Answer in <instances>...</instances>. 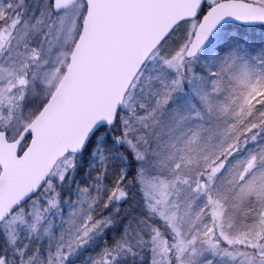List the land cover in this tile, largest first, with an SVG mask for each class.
Returning a JSON list of instances; mask_svg holds the SVG:
<instances>
[{"label":"snow or ice","instance_id":"obj_1","mask_svg":"<svg viewBox=\"0 0 264 264\" xmlns=\"http://www.w3.org/2000/svg\"><path fill=\"white\" fill-rule=\"evenodd\" d=\"M0 264H264V0H0Z\"/></svg>","mask_w":264,"mask_h":264}]
</instances>
